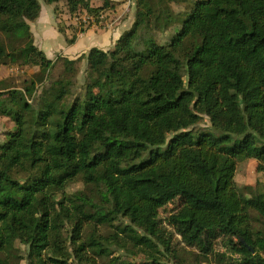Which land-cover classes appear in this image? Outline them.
I'll return each instance as SVG.
<instances>
[{
	"label": "trees",
	"instance_id": "1",
	"mask_svg": "<svg viewBox=\"0 0 264 264\" xmlns=\"http://www.w3.org/2000/svg\"><path fill=\"white\" fill-rule=\"evenodd\" d=\"M44 1L72 14L120 3ZM135 3L111 49L58 56L64 73L53 80L56 61L30 25L40 0H0V64L40 67L22 88L0 90L14 124L0 142V264H94L114 241L145 252L138 264H170L176 235L214 264H264V191L247 195L235 179L240 160L264 172V0ZM205 116L211 126L198 127ZM76 177L88 192L71 197ZM176 200L169 230L160 210ZM106 225L115 232L101 234Z\"/></svg>",
	"mask_w": 264,
	"mask_h": 264
},
{
	"label": "rangeland",
	"instance_id": "2",
	"mask_svg": "<svg viewBox=\"0 0 264 264\" xmlns=\"http://www.w3.org/2000/svg\"><path fill=\"white\" fill-rule=\"evenodd\" d=\"M93 1L94 0H90V3L92 4ZM40 2L43 4L44 8H51L50 5L44 0H40ZM133 5L136 9L135 0ZM52 6L58 17L67 15L68 21L74 19L75 14L83 16L85 15V13L88 12L87 10H79L78 12L72 14L69 11V7L65 1H60L59 3H55ZM172 9L174 12H181L184 10V3L183 5L178 3L173 4ZM80 21L81 22H78L76 25H74V27L78 30H82L85 28V23H83L82 19ZM173 36L174 34H166L163 38H157V42L165 44L172 40ZM51 42L54 46H57L59 44L58 40L54 38L51 40ZM53 60L56 61V64L51 72V78L53 80H56L60 78V76L64 73V63L63 60L59 57H54ZM77 66L79 68L77 86L80 90L81 86L85 82V61L82 60V62L78 63ZM39 71L40 67L34 65L21 66L18 64H0V90L4 91L8 90V88L10 89L13 87L22 88L25 82L33 78V76ZM9 108L10 107H8V109ZM2 110L3 109L0 108V112H2ZM13 125L14 124H12L9 118H5L0 114V142L4 141L5 134L8 131L7 128L12 127ZM210 126L211 123L208 117L206 116L198 125V127L200 128H209ZM257 166L258 162L255 159L240 160L237 162V171L235 179L237 184L245 189L247 195H250L254 192L264 191V172L259 171ZM66 191L71 197H73V195L76 193L88 192V187L85 185V183L81 180L80 177H76L70 179ZM60 197L61 196H58V198ZM180 205L181 202L176 200L175 202L170 203L167 207L162 208L160 210V218L164 220V225L169 230H172L173 228L169 223H167L165 219L172 215ZM33 211H35V209H33ZM119 223H128V220L122 219L116 221L115 224ZM259 225V222L255 223V226L258 227ZM115 230L116 228L106 225L101 227L99 229V232L101 234L108 235L115 232ZM89 231L90 229H88V234ZM175 240L178 242L177 251L175 252L174 256L169 260L170 264H214L212 256L203 254L197 247H192L184 244L183 242H181V238L179 235L175 236ZM107 245L111 249L112 254L108 257L103 258H94V256L91 257V261L94 262V264H109L112 262L113 259L117 260V264H120L121 262H130L131 264H138L146 260V253L141 251L139 248L133 247L129 243H124L123 241H114L108 243ZM214 245L215 248L218 250L222 251L225 249L220 240L216 241ZM17 246L21 247L22 254H26L27 247L25 245L18 242ZM20 264H28V262L26 259H23L20 261Z\"/></svg>",
	"mask_w": 264,
	"mask_h": 264
},
{
	"label": "crops",
	"instance_id": "3",
	"mask_svg": "<svg viewBox=\"0 0 264 264\" xmlns=\"http://www.w3.org/2000/svg\"><path fill=\"white\" fill-rule=\"evenodd\" d=\"M120 2L114 10H107V24L112 23V27L103 26L100 28L88 27L78 30L74 27L77 23L67 20L68 16L58 17L53 4L51 8H44L42 4L41 13L38 19L30 22L34 33L36 45L45 52L48 58L63 56L69 59H76L86 55L93 47H98L105 51L111 49L124 31L128 30L135 20L134 0H117ZM103 2L94 0L92 7H100ZM73 25V26H71ZM62 30V31H61ZM58 40V45L54 46L52 39ZM74 39L73 42H69Z\"/></svg>",
	"mask_w": 264,
	"mask_h": 264
},
{
	"label": "built area",
	"instance_id": "4",
	"mask_svg": "<svg viewBox=\"0 0 264 264\" xmlns=\"http://www.w3.org/2000/svg\"><path fill=\"white\" fill-rule=\"evenodd\" d=\"M106 18H107L106 12H99V13L87 12L83 16H79L78 14L74 15V21L78 23L81 22L80 20L82 19L83 23H85L84 27L86 28L88 27L100 28L103 26L112 27L113 24L112 23L107 24Z\"/></svg>",
	"mask_w": 264,
	"mask_h": 264
}]
</instances>
